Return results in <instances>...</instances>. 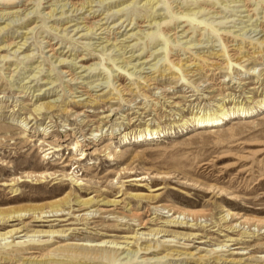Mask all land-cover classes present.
Here are the masks:
<instances>
[{"label": "rangeland", "instance_id": "374dc122", "mask_svg": "<svg viewBox=\"0 0 264 264\" xmlns=\"http://www.w3.org/2000/svg\"><path fill=\"white\" fill-rule=\"evenodd\" d=\"M38 1L0 0L31 11L0 32V210L69 202L0 224V264H264V0ZM219 107L253 112L193 126Z\"/></svg>", "mask_w": 264, "mask_h": 264}, {"label": "bare ground", "instance_id": "6f19581e", "mask_svg": "<svg viewBox=\"0 0 264 264\" xmlns=\"http://www.w3.org/2000/svg\"><path fill=\"white\" fill-rule=\"evenodd\" d=\"M18 0H1V4L5 5V6H12V5H15L17 3ZM32 0H29L28 4L27 5H33V6H36L35 7V10L36 8H39L40 6V1H38L37 3H32L31 2ZM101 2V4L104 5V3L110 5V4H115L118 0H99ZM47 2H50L47 1ZM148 2V0H147ZM150 2V1H149ZM148 2V3H149ZM71 3V2H70ZM51 6H54L55 4H53L52 2H50ZM85 4H90L91 5V2L89 1H85L83 5H81L79 8L77 6H75L73 3L70 5V7L72 8L73 7V10H77V9H82L85 7ZM88 5V6H90ZM67 6V3H64L61 7H58V8H61V10L59 11L60 13H62L63 11V8ZM87 6V7H88ZM128 7H132L131 3H126V4H115L114 8L112 9V11H110L108 13V15H112V14H119V13H122V12H125L127 10ZM70 9V8H69ZM68 10V9H67ZM66 10V11H67ZM53 12H56V8L54 9H51L49 10L47 13H45V15L43 17H48L50 18L53 14ZM14 13H21L24 15V17H28L31 13V11H19V9H15V11L13 12H7V13H0V20H2L5 16H8L9 18H6V20L9 21V23L7 22L3 27H0V32L3 31L5 29L6 26L10 25V23H13L16 19L17 20H20V18L17 16L16 19H11L10 17H14ZM87 13V12H86ZM49 14V16H48ZM11 15V16H9ZM98 15V14H97ZM100 15V14H99ZM98 15V16H99ZM4 20L3 22L1 23H5ZM70 22V21H69ZM155 24V23H154ZM115 25H113L114 27ZM67 27H73V31H79V25L77 24H70L69 26ZM94 27H85L84 31L86 32H92ZM32 28H30L28 31H31ZM97 29H100L97 28ZM58 30V29H56ZM59 32H63V29H60ZM80 32V31H79ZM30 33V32H29ZM77 34V33H76ZM27 35V34H26ZM81 35H86V34H81ZM151 35H154V34H151ZM153 37V36H152ZM151 37V38H152ZM25 42V41H24ZM19 48V47H18ZM17 48V49H18ZM16 49V51H17ZM136 60V59H135ZM146 61H149V60H145L144 62ZM59 65H62L63 64V60L60 59L59 60ZM143 63V62H142ZM177 65V64H176ZM89 96V95H88ZM51 106V105H50ZM49 107V106H48ZM47 107V108H48ZM41 106H39L36 110H41ZM253 112V110L250 108V109H247V110H244L243 108L242 109H237L236 111L234 110H225L224 108H221L219 107V111L216 112V113H213V114H205V115H201V116H197L196 119L194 120V124L193 126L194 127H198V126H201V125H209V124H220L228 119H230L231 117H234V116H241V117H247L249 115H251V113ZM39 113V112H38ZM37 114V113H36ZM105 117V116H104ZM212 126V125H211ZM160 133L162 134V132L158 131L157 129H150L148 127L145 128V130L137 135L134 136V140L137 141H146L148 139H153V138H157L160 136ZM78 159H82V158H74V160H78ZM41 179V182L38 183L37 186L39 185H42L44 183H46L47 181H49V179L51 178L50 176H48L47 174H40L39 175ZM49 178L47 181H45V179ZM17 182V181H16ZM13 184V183H12ZM2 186H8L9 184H1ZM11 185V184H10ZM12 200V199H11ZM68 196H66L63 200H61L60 202H54V203H51L48 207V210H44V207L42 208H35V209H25V210H18V211H8V212H4V211H1L0 210V224L2 223H5V224H9L10 222H14L16 220H18V218L20 217H25L26 214L31 211V210H38L37 214H36V220L37 221H42V222H47V221H54L56 220L54 218V216H62V213H63V209L60 208V204L59 203H62L64 205H68ZM114 202V201H112ZM75 203H76V208H75V211H86L87 212L85 213L86 215H89V211L88 209L91 207V205L94 203V199L90 198V197H87V198H77L75 199ZM108 203V202H107ZM93 211V210H91ZM96 211V210H95ZM88 213V214H87ZM185 213V212H184ZM173 215V214H172ZM45 218V220H44ZM53 218V219H52ZM35 220V221H36ZM65 219H60L59 221H64ZM57 225V224H56ZM19 232H22V231H18V229H9L7 231H2V233H0V245H4L7 243V239L11 238L12 236H14L15 234L19 233ZM40 232V231H37V233ZM42 232V231H41ZM44 232H51V233H54L55 231H51V230H48V231H44ZM136 232H134L133 234H129V235H124L123 237L127 238V239H133L135 240L136 239ZM20 237V236H19ZM21 237H27L25 235L21 236ZM28 237H31V236H28ZM33 237V236H32ZM112 244L113 246H107L108 248H112V249H121L119 248L120 247V244L115 242V241H107V240H103V241H98V242H90L89 243H86V245L84 246H89V247H106L105 245L106 244ZM126 245H129L131 242L130 241H127L125 242ZM117 246V247H115ZM222 246V245H221ZM146 247V246H145ZM217 260V259H216ZM47 261L45 260H25V264H46Z\"/></svg>", "mask_w": 264, "mask_h": 264}]
</instances>
